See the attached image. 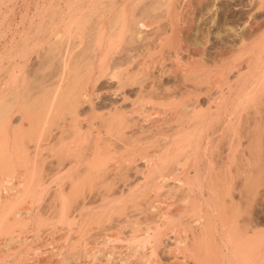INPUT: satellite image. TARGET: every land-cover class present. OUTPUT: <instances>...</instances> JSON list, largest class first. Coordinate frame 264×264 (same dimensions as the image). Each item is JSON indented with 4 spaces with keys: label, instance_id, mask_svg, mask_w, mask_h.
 <instances>
[{
    "label": "bare ground",
    "instance_id": "bare-ground-1",
    "mask_svg": "<svg viewBox=\"0 0 264 264\" xmlns=\"http://www.w3.org/2000/svg\"><path fill=\"white\" fill-rule=\"evenodd\" d=\"M173 1L174 0H172L170 4L171 6L174 4ZM190 1L191 0H184L183 2L182 0L183 5L181 2L180 6H176L177 8H174V6L171 7L172 9L174 8L175 10H178V12L176 11V16H172L175 19L174 22L176 23V27L183 26L182 24L185 23H182L183 20L185 21L184 12L186 8H189L188 4H190ZM257 2L261 9H263L264 0H257ZM58 4L60 6L62 5L60 0L58 1ZM138 4L136 3L135 5L139 7ZM165 4L167 5V2ZM255 4L253 3V5ZM157 5L154 6L155 9H157ZM170 5L168 7H170ZM65 6L67 8V11L60 16V20L61 22H63V30L65 31L69 39L71 38V36L75 37L76 34L88 30L89 25L91 23L94 24V22L92 21H95L97 25L101 24L103 18L105 19L106 17L105 14L108 15L109 13L107 12H110L111 9L113 11V7H115V5L113 6V3H111L110 1L107 2V4H104L103 0H70L65 3ZM126 6H122V8H126ZM130 6L133 5L130 4ZM141 6L142 5H140V7ZM145 6L144 8H142V10L145 9ZM134 7L132 11L136 12L138 8ZM140 7L139 10L141 11ZM168 7H166L167 11L169 10ZM122 8L120 9L123 10ZM120 9V12L118 13H122L124 10L126 12V9H124L122 12ZM132 11L131 14H133ZM144 11L146 13V10ZM187 11L186 13H188L190 10L188 12ZM127 12H129V10ZM142 12L140 13L142 14ZM252 12H250V14ZM125 14H118L120 18L119 16L115 18L113 22L115 27L112 30L109 29L111 30L109 32L105 31L104 25V27L101 26L99 30L96 28L99 34L96 39L95 47H92V45H90L89 47L87 46L88 49H90V66L87 73V79L85 78V80L87 82L90 81L89 79H91V76L94 75L95 71H97L98 76L108 75L111 78L116 79L117 90H115L114 94L116 95L117 93H119V95H121V99L125 97V92L122 90L123 87L126 86L125 84L128 85L131 82L130 85H133L135 83L134 85H137V87H135L137 92V95L135 94V96L137 98L135 97L136 99L131 101L130 111H145V109H147L146 107L149 106H145V109H143L144 103H150L152 102L151 100H153V109H156V111L153 112H158L159 115L154 113L153 118L150 117L151 121L153 119L152 123L150 122V120V123L146 125H141L140 123L135 122L134 119L136 118L134 117L136 115L133 117L128 116V114H130L129 111L124 112L125 109L123 111L122 107L115 106L114 103V107L112 106L113 108H111V110L109 108L110 111L106 112L105 115L103 114L104 116L102 115L101 117L99 116V118H97L98 121H96L95 125L97 126V128L94 126L97 130L96 132H94V134H92L93 131L91 128L95 124L93 119H91L93 117L87 119L85 117L83 118V116H80V118L79 112H77L76 110L77 105L81 104L79 94L80 96L81 94H83V96L87 98L88 101L82 96L85 99L83 100V102H89L88 104L90 105V107L93 103H91V101L89 100H92V96H90L89 98V94L85 89V92L83 91V88L81 89L82 91L80 89H76L80 84V88L82 87V82H85L83 80L84 78H80L79 85L75 86V84L78 83H75L73 85V87L69 90L70 93L69 91H66V95H68L69 93L68 96H70V101L66 103L67 105H65L64 100H69L68 98H66L68 96L64 97L63 100L58 99L59 103L63 102V105L54 106V104H58L56 103L58 101H56L55 97H53V94L52 97L53 99H55L54 102L52 101L53 99L51 100V102H49L50 105L46 102L47 107L42 108L43 111H39V116H37L38 114L36 113V118H32L34 116L32 111H29L30 114L32 113V115L27 112L30 107L27 109L23 108V103L25 101H23L22 103L21 101H18L17 98H14L16 101L15 105H12L13 109L9 107L7 108V105H10V103L12 102L11 100H13V98H10L11 96L8 95L10 94V92H8L9 87L7 86H11L9 84L15 78H9L8 81H5V88H3V86H0V264H140V261H142L141 264H143L144 262L148 264H160V262L158 263V261L156 260V255L158 249L164 242V239H166L164 237H166L165 235L168 233V231L173 234L172 238H174L175 245L181 248L184 259H191V262H193V264H264V224H260L258 222L243 223L241 222V220H239L240 218L238 216L240 210L237 206V200H235L234 202L229 193H222L226 192L228 188L226 191L223 189H219L220 186H223L222 183L224 182V178L217 173L221 174L222 172H229V169H226L228 165L222 166L225 167L222 168L219 161L220 159L218 160V164L220 163V165L215 163V158L217 155L216 149H214V151H209L208 153V150L211 148L210 139L217 132L219 121L222 118L224 119V123L221 122L223 123V132H221L227 135L228 138H230L229 140L224 136L229 140L230 143V147L228 148L229 150H231V152L228 154V157H231L229 158L231 161H229V164H231L230 162L234 160V157L238 153H235V151H237L235 147L240 144L238 140L239 136H245L249 138V141L247 140L249 144L247 145H250L251 148L252 146L253 148L255 147L254 149H250L248 146V150L245 152L246 154H248V156L245 155L246 158L243 159H240L241 156L238 157L240 160L238 166L236 165L237 167H235V171H237L238 173H243V179H247L246 181L248 182L243 183L244 185L247 184V186L245 187H248L249 191L251 192L253 190V182H255V180L259 181L257 180L258 178L261 180L264 177L263 174L262 176L260 175V173H264V160L262 156H260V154L262 153L260 151V146H262V143L260 144V142L261 138H263L264 136H262V132L264 131V28H261L262 26H264V21L256 22V20H254L255 22H253L251 20L253 23L250 22L251 24H248L249 35L246 34L247 37H245L246 35H244L243 39L240 37V40L242 39V43L247 41V39L252 43V47L248 46L249 50L246 51V49H244L246 52H249L244 54V56L246 57L243 59L246 65L248 63L247 68L250 69L248 70L250 72V75H245L246 77L249 76L250 85L247 84L248 82L246 81L247 83H245L249 86V88H246V84L241 86L240 83L241 88H246L245 90H242L246 92V94L245 92H243L245 94L244 97L242 96V92L238 94L239 90L237 88L239 87L235 88V90L237 89L238 91L237 95L235 93L234 97L238 98L241 95L245 99L243 100V102L237 104L235 102L236 98L234 99L232 97L235 90L233 92V89L231 88L232 92L230 91V93L233 94L231 96V99L229 100L233 101L234 99L235 103L234 105L232 104L233 106L230 104L232 107H229L228 110H224V108H227L226 103L228 104L229 102H231L228 100L230 96L227 95L225 88L228 86L227 88L229 89L230 87L238 85L233 84L234 86H231L230 84H227V82L225 83L227 77L225 78L224 75L226 73L223 75L224 68L222 69V71L221 68H217L219 65L217 61V65H212L213 67H210L209 64L204 60L203 61L206 62L208 66H204V64L201 65V62L197 63L198 59L197 61H195L196 57L194 58V55L196 53L191 55L195 52H192V50V53L190 52V54L187 50L188 54H186V58H183L181 55V52L184 50V46L181 43V41L183 42V39L181 40L178 37L173 38L172 36V38L164 37L158 39V52L156 51L155 54L157 56H150V58L153 57V60H144L145 62H141L139 64L137 63V66L139 68L137 67L138 69L136 70H130V68L127 67L130 66L128 64L132 65V60L130 62L128 61L130 59L126 60L125 63L122 64L118 63V61L112 62L114 61V59L110 61L111 58H113L114 54L121 56V54L123 55L125 53L124 55L126 56V58L129 54L131 55L130 52L134 49V47L129 48L132 46L126 44L134 40V33H137L139 35V33L143 31H141V29L150 24V26H152V24L155 27L159 26L156 21L157 19L155 20V15L157 16V14L153 15L154 13H149L148 15H146L147 17L145 20H142L143 18H141L140 20L133 19V16L129 14L132 17L131 21L129 20L131 17L127 14L126 16L129 17L128 19ZM143 16L144 15H139L138 17L140 18ZM107 20H109V18ZM159 21L158 23L160 24ZM172 23L173 22L171 20L170 24ZM94 26L96 27V25ZM162 27L164 26L162 25ZM90 29L91 28H89V30ZM172 31L173 30H171V33H174ZM169 32L170 30L168 31V36ZM65 33H63L64 35L61 36H65ZM104 35H106V41L103 47L101 42ZM48 36H52L55 39H58L60 37L59 29H51ZM48 39L49 37L46 38V41ZM59 39H62L63 41V37H60ZM60 40H57L59 41V45L63 44ZM207 40L209 41L208 38ZM63 42L64 44L61 47H65L64 51L62 50L64 52L63 56L65 57L66 55H70L69 53L71 52V49L69 50L68 46H71L72 43H69V41H66V39ZM65 42H68L69 45L67 43L66 46ZM134 42L136 43V41ZM137 42L139 43V41ZM241 42L239 41L238 45ZM147 45L149 44L147 43ZM246 45L245 47L247 48ZM154 46L153 48H156ZM149 47L151 46H148V49ZM240 47L241 46L237 47V50H239ZM121 48L124 51H120ZM202 48L205 47L202 46ZM202 48L198 50L199 52H196H198V54H204V49ZM88 49L85 48V51ZM241 49L243 51L242 47ZM82 51L85 52L84 50ZM163 51L164 54H167L166 59L169 58L171 61L170 68L168 69L167 67L165 68V66L162 65V62L165 58V56L162 54ZM170 51H172V53H170ZM153 52H155V50ZM72 53L73 52H71V54ZM77 53L80 54L79 51ZM157 53H159V56ZM21 55L22 57H27L26 50H24ZM98 56L99 58L97 59ZM133 56L131 55V58H133ZM139 56L140 55H138L137 58ZM59 57L61 58V56ZM233 58L234 57H232L231 59ZM169 59L167 61H169ZM66 60L68 59H62V67H65L66 69L63 68L65 70H67V68H69L71 65L68 64L71 62H66ZM213 60L210 61L215 62V60ZM220 62L222 61L220 60ZM234 62H232L231 65L237 66ZM237 62L240 61L238 60ZM4 66L5 65L0 62V69H3ZM217 69L219 70V72L221 71L223 73H219ZM240 71L242 70L240 69L239 72ZM167 72H170L175 78V80L173 79V81H175V86L173 88L169 84H165L163 81H161L162 75ZM145 73L151 75V79L147 81L146 84L145 82H141L134 77L135 75H144ZM237 74L236 76H238ZM246 77L244 79L248 80V78L246 79ZM90 82V84H92V81ZM238 82L235 83L238 84ZM84 84L87 83H83V87L87 89ZM224 84L227 85L225 88ZM12 87H14V85ZM212 88L214 90L213 92H210L212 91ZM79 90L80 92L78 93ZM13 92L15 95V91ZM200 92H202L203 94L204 92L208 93L206 97L207 104L206 106H203V108L198 98V93ZM7 95L9 97H7ZM63 95L65 96V94ZM126 98L128 97L126 96ZM147 98L152 99L148 100ZM32 99L28 100L26 103L32 101ZM227 100L229 102H227ZM39 102H41V100ZM63 106L66 109L65 112H68L70 110V115L69 113L68 115L66 114L67 116H69L66 123L63 120L65 118L63 115L65 114L62 113V117H59L61 115L57 114V111H55V109H61V107ZM31 110L33 109L31 108ZM36 110L38 111L39 108ZM148 110L146 113L149 112ZM16 111H19L20 115L18 114L19 116H17L16 118L17 122H14L16 120H13L12 117ZM127 112L129 113L127 114ZM54 113L58 115L57 118L56 116L54 117ZM125 113L127 114V116L125 115ZM149 116L150 115H148V117ZM54 118L56 120H53ZM54 121L55 127L59 126V132L57 130L56 133L58 135L53 137L52 133L50 141L49 131L51 130L52 132L50 124H53ZM144 121L146 123V118L144 119ZM13 122L15 123V125L13 124ZM134 128L136 130L132 131V129L134 130ZM259 132L261 133L258 134ZM56 133L54 134L56 135ZM239 133L241 134L239 135ZM156 135L160 136L156 137L154 140H151L148 145H139V142L142 139L155 137ZM53 138L55 140H53ZM115 139H117L116 141H121H118L119 146H117V148L110 147L113 140V143L115 144ZM29 141L34 142H31V144H35L38 153L39 151H41L39 147L47 149L48 152L49 150L54 151V153L52 154H54L53 156L57 161L58 169L56 170L58 174L61 173V168L66 166L65 174L63 173L57 176H53V178L51 179L53 182L58 180V183L61 182V184L53 191V198L51 202L48 203L46 201L48 205L45 206V212L41 210L39 206L36 207V205L37 203L39 204L41 202L42 197L43 195H45L44 193H46V190L49 188V184L51 182L50 181L46 183L45 176L47 173L43 172V165L41 164L42 160L47 157H45L44 155L45 158L43 157V159L41 158L42 160L37 162V160L39 159H34L33 150V155L28 150ZM234 143L236 144V146ZM152 146L153 151L151 153H147L146 148ZM233 147L235 151H233ZM89 148H92L91 150H93L92 152L94 153L96 158H94V155L92 153L91 155L94 159L91 157V160H96L97 163H94L93 160L92 161L94 164H92L90 160H88L89 162L84 161L86 159L85 156L89 151ZM238 151H240V149H238ZM240 152L242 153V150ZM37 154L35 155V157L37 156ZM116 154L119 155V157H121L124 162H126L127 168L134 167L133 169H135V171L137 167L134 164L136 157L138 156L137 158L143 159L144 164L143 166L141 165L143 169L141 168L142 171L139 168L138 169L141 173H143L142 178H144V190H146V188H150V190H154L156 192L160 188L164 187L163 182L164 180H166V178H175L176 182H174V184L170 188H167V192L179 194L178 200L180 203L177 202L179 205L170 210H161L160 207V211L158 212L160 216V219L158 217V220H160L159 222H155L153 224V219H150L148 223H146L145 225H141L142 219L149 220V218H152L153 215L150 214V210L148 212V209L150 208V204H152L153 201H151L152 203H150V199L144 200V197L143 199H141L142 197L140 198V195H137L141 192V189H143L142 187H135L136 189H131V192L129 191L126 194H123V192L120 196H113V193V195L110 194V196L109 194L108 196L103 195L101 193L102 189L105 188V190L109 191L112 182L109 184L107 182L105 184L107 185L106 187H103L101 185V192H97L98 194L100 193L99 195L102 194L99 197L100 204L97 208H92L90 206L92 205V202L88 205V203L84 201L86 192L90 191V189L99 182H101L100 184L105 183L104 180L106 179H104L102 183L101 172L106 171L104 169H108V166L106 168L103 165L107 163L106 159L112 160L114 159ZM119 157L117 158L119 159ZM221 159H223V157ZM64 160H68V162L66 161V165L60 168L59 166L60 164H63ZM117 162L121 163L120 161ZM204 162L205 164H202ZM226 163H228V161ZM114 166H112L113 169H116V167L114 168ZM47 167L48 166H46V168ZM177 173L181 174L180 177H177ZM191 173L192 175H190ZM255 173H259L258 176L255 175ZM119 176L121 178H117L122 179V181L123 179L124 181H126V179L129 177L128 175L123 174V172L122 174L120 173ZM219 176L223 179V182L222 179L220 180ZM255 176L258 178L256 179ZM139 177H141V175ZM109 178L112 179L113 177L111 178L110 176ZM131 182L134 181L132 180ZM135 182H137V180H135ZM98 185L97 187H99ZM127 188L130 189L129 185ZM143 192L146 194L145 191ZM245 193L246 192H244V194ZM162 194H165V191H163ZM224 195L229 197L226 199ZM222 197H224L225 203L227 202L226 204H224V199H222ZM240 197L241 198L238 199H242L243 196ZM244 199H246V197ZM155 200L156 199L154 198V202ZM155 206L157 207L158 205ZM141 213L142 218L141 216H139ZM149 214L150 216H146ZM245 216L247 217V215ZM106 224H108V227L106 226V229H112L116 232L112 235H108L107 237H102V234L100 233L98 234L100 236L94 238V234L90 233V231L95 228H100L101 226ZM60 226H62V228L64 226L66 229L65 234L63 233L64 236L62 234V237L59 238L53 236L55 239L53 237L51 239H48L47 237L43 238L45 236H41L43 230L53 231V229ZM142 227H144L143 232H141V230H143ZM104 228L105 226H103V229ZM125 228H127L128 234L124 232ZM55 231L56 230H54V232ZM27 233H32V235L26 236ZM73 233H75L76 236L75 234L74 236H71ZM116 242H120V244ZM145 244H147L146 247L148 246V250H140L141 247L143 248ZM172 249L173 248H171V250ZM166 251L168 250L166 249ZM81 257L86 258V260H82ZM77 258H81L82 261L80 259L77 261ZM181 261L183 262L182 259Z\"/></svg>",
    "mask_w": 264,
    "mask_h": 264
},
{
    "label": "rangeland",
    "instance_id": "rangeland-1",
    "mask_svg": "<svg viewBox=\"0 0 264 264\" xmlns=\"http://www.w3.org/2000/svg\"><path fill=\"white\" fill-rule=\"evenodd\" d=\"M58 1L59 0H0V62L3 65L6 66V67L4 66L3 69H0V86H3V88H5L6 87L5 86V83H6L5 81H8L9 78H11V79L15 78V79H13L14 81L12 80L13 83L11 82L12 84L11 83L9 84L11 86H7V87H9V91L8 92H10V94H8V93L7 94L9 96H11L10 98H13V100H14V102H13V100H11L13 103L11 102L10 105H7V108L8 107L9 108H12V105L13 104L15 105V101H16L14 98H17L18 101H21L22 103H23V101H25L23 103V108L24 109H27V108L30 107L28 109V111L27 110L26 111L27 112H29V111L31 112L32 111L33 112V115H34L32 118H36V113L38 114L37 116H39V111H43L42 108L47 107V103L50 105L49 102H51V100L53 99V97H55L56 101H58V102L55 101L58 104L52 103V104H54V106L55 105H63V102L62 103H59V100H63L64 97L68 96L69 93H70L69 90L73 87V85L75 83H78V84H75V86L76 85H79L80 78H84L83 80L85 82H82V87L80 88V85H81L80 84L78 86L79 88L77 87L76 89L77 90L78 89L81 90L83 88V91L84 92H85V90H86V92H88L89 98H90V96H92L91 97L92 100L91 99H89V100L91 101V103L93 102L92 103L93 106L91 105V107L93 108V110L90 107V105L88 104L89 102H86V101L83 102V100H85V99L87 100V98L84 97L83 94H81V96L79 94V99H80V103L81 104H79V103H78L79 105L76 104L77 105L76 110H77V112H79V117L80 116H83V118L85 117L87 119L88 118L90 119L91 117H93L91 119H93V121L95 122V124L91 128L92 131H93L92 134H94V132H96V130H97V129H95V127L97 128V126H95L96 125V121H98L97 118H99V116L101 117L103 114L105 115L106 112L110 111L111 108L114 107V103H115V106L122 107V110L123 111L125 109L124 112L129 111L130 114H128L129 112H127L128 116L133 117V116L136 115L137 117L136 116L134 117L136 119L133 118L135 120V122L140 123L141 125H146V124H149L150 122L152 123L153 122V119L151 121V118H153L154 113L157 114V115H159L158 112H153V111H156V109H153V103H152L153 100H151L152 102H150V103H144L143 109H145V106H149V107H146L147 109H145V111H142V112L141 111H132V112L130 111L131 110V101L132 100H135L137 98L135 96V94L137 95L136 88H135V87H137V85H134L135 83L134 84L132 83L133 85H130L131 84V82H130L128 84L130 86H128L127 84H125L126 86H124L123 89H122L125 92L124 93V96H125L124 98H126V96H127L129 99L128 98H126V99L122 98L121 99V95H119V93H117L116 95L114 94L115 90H117V87H116L117 86L116 79L111 78L108 75H106V76H98L97 75V71H95L94 75H92L91 76V79H89L90 81H92V84L94 83L93 84L94 86L92 84H90L91 83L90 81L87 82L85 80V78L87 79V73H88V69H89V66H90L89 65V61H90V59H89L90 52L89 51H90V49H88V47L90 45H92V47H95L96 39H97V36L99 34L97 32V29L99 30V28H101V26L104 25L106 32L111 31L115 27V25L113 24L115 18H117L122 13L125 14L128 10H129V12H127L125 14V16L127 14H128V16H130L129 14H131V11L133 10V7L134 6L136 8H138V9H137V11L135 10L136 12H133L132 11L133 14H131V15L133 16V19L140 20L141 18H143L142 20H145L146 17H147L146 15H148L149 13L150 14H153L154 13L153 15L157 14V16L155 15V20L157 19L156 21H157V24L159 26H156L155 27V26H153V24H152V26H150L151 25L150 24V25H147L148 27L147 26L143 27V29H141V31L143 30L144 32L142 31L141 33H139V35L137 33H134V36L135 37H133L134 40L131 41L132 43L130 42V43L126 44V45H129V46H132V47H129V48H133L134 47L135 50L133 49L130 52L132 56L134 55L133 58H131V55L129 53L128 54L130 56L128 55L129 57L127 56V58L124 55L125 53L123 54L124 56L122 54H121V56L120 55L118 56V55L114 54L113 58H111L110 61H112L114 59V61H112V62H117L118 61V63H121L122 64V63H125L126 60L130 59L128 61L130 62L132 60V65L131 64H128L131 67L130 66H127V67H129L130 70H136V69L139 68L137 66L139 63L145 62L147 60L148 61L151 60L153 57L150 58V56H154L156 54V51L158 50V48H157L158 47V41H157L158 39L164 38V37L165 38H167V37L170 38L171 36L173 38L174 37H178L181 40L183 39V42L181 41V43L184 46V50L181 52V55H182L183 58H186V54H188L187 50L189 51V54H190V52L192 50V52H194V51L195 52L194 53L191 52L192 53L191 55H193V54L196 53L195 54L196 56L194 55V58L196 57L195 58L196 60L195 59H191V60L197 61V59H198L197 63H200L201 62V65L204 64V66L205 65L208 66V64H209L210 67H213V66H216L217 65V63H216V61H217L219 63V65H218L217 68L218 69L221 68V71H222L223 68L224 69L225 68L226 69L229 68L230 70L229 69L228 70H226V69L224 70L223 69V72L224 73L221 72V71L219 72V70L217 69L218 72L219 73H223V75L226 73L224 75L225 78L227 77V80H225V83L227 82V84H230L231 86L238 85V86L230 87L228 89L227 88L228 86L224 84V88L227 86L226 87L227 89L225 88V91L227 92V95L230 96L228 98V100L231 99V96L233 94V93H230V91L232 92L231 88L233 89V92H234V90H235L236 87H239V88H237L239 91L236 89L235 92H234V94H233V96H232L234 99L236 98L235 99L236 104L237 103H241V102H243V100H245L243 97L246 94V92L245 91H242V90L243 89L245 90L246 88H249V86L247 84L250 85V83H249V81H250L249 79L250 78H249V76L248 77H246V76L247 75H250L249 74L250 72L248 71L250 69L247 68L248 63L246 65L245 62L243 61V59L246 57V56H244V54H246V53L249 52V51L246 52L247 50H249L248 46H251L252 47V43L249 42L248 39H247V41L249 42V44H248L247 41H245L244 43H242L241 40L244 38V35L248 34V24H251L250 22H252V21L255 22L254 20H256V22L257 21L258 22L259 21L260 22L261 21H264V8L261 9V7L259 6L257 0L256 1L254 0L256 2V4H255V2L253 0H191L189 2L190 4H188V7L189 8H186V10L184 12V19H185V21L183 20L182 23H184V22L185 23L184 24L181 23L183 26H178V27L175 26V24H176L174 22L175 19L173 18V17L176 16L175 14L178 12V10L177 9L175 10L174 8H177L178 6H180L181 5L180 3L182 2V0H174L173 1L174 4L172 5V6H174L173 9L171 8L172 6L170 5L171 2H172V0H158V1L157 0H146V1L145 0L144 1L143 0H137V1L136 0H115V1L114 0H109L111 3H113V6L115 5V7H113L114 8L113 11L111 9L110 12H112V13L107 12L110 15L109 14L108 15L105 14L106 17H105V19L103 18L101 24H99L100 26L97 25L95 21H92V22H94V24L91 23L89 25V28H91L90 30L88 28V30H86L85 32L76 34L75 37L74 36H71L70 39L66 35L65 31L63 30L64 29L63 22H61V20H60V16L67 11V8L65 6V3H67L70 0H60L61 3H62L61 6L58 4ZM109 1L108 0H105V2H104V0H103V3L104 4H107V2H109ZM134 1L137 4L140 3V4H138L139 7H140V5H142L140 7L141 11L139 10V7H137L135 5L136 3ZM140 1H142L143 3L140 2ZM156 1H157V3H156ZM164 2L165 3L167 2V5ZM183 2H184V0H183ZM183 2H182V5H183ZM175 3H176V5H175ZM201 3H202V5H201ZM251 3H252V5H251ZM253 3L255 5H253ZM130 4L133 5V6H130ZM154 4L155 5L158 4L157 7H156L157 9L154 8V6H155ZM50 5H51V7H50ZM143 5L144 6L146 5V6H145V9L142 10V8H144ZM152 5H153V7H152ZM169 5H170V7H168ZM122 6L123 7L126 6V8L127 7L128 8L127 9L126 8H122ZM255 6L258 8V10H257V8ZM166 7H168V9H169L168 11H167ZM120 8H122L123 10L126 9V12H125V10L123 11ZM119 9L121 10V12L122 11L123 12L122 13H118V12H120ZM259 9H261V10H259ZM144 10H146V13L148 11V13L146 14ZM157 10H159V11H157ZM187 10L188 11L190 10V11L188 12ZM142 11H144V12H142ZM166 11L167 12H170V13H167ZM186 11L188 13H186ZM140 12H142V14ZM250 12H252V13L250 14ZM135 14L136 15L138 14V15L136 16ZM139 15L140 16L141 15H144L145 17L143 16V17H140L139 18L138 17ZM249 15H250V17H249ZM128 16H126V17L129 19ZM108 18H109V20H107ZM119 18H120V16H119ZM153 18H154V16H153ZM131 19H132V17L129 20L131 21ZM259 19H262V20H259ZM171 20L174 23V25H173V23L170 24L171 23ZM158 21L160 22L161 25L158 23ZM94 25H96V27ZM162 25L164 27H162ZM91 26L92 27L94 26V27L92 28ZM165 27H166V30H165ZM190 27H192V28H190ZM55 28L56 29H59V31H60V37L61 38L63 37V41H65V39H66V41H69V43H72L71 46H68L69 47L68 49L69 50L71 49L70 51L73 52L72 54L69 51L70 52L69 53L70 55H66L64 57L63 56V53H64L63 51H64L65 47H61L64 44V42L62 41V39L60 40L59 39L60 37L58 39H55L52 36H48L50 30L51 29H55ZM175 28L176 29H179V30H176ZM180 28H181V30H180ZM261 28L263 29L264 26H262ZM109 29H111V30H109ZM149 30H151V31H149ZM169 30H170V32H169V36H168V31ZM171 30H173L172 32H174V33H171ZM63 33H65V36H61V35H64ZM140 34H141L142 37L140 36ZM48 37H49V39L46 41V38H48ZM240 37L242 38L241 40H240ZM245 37H247V35ZM207 38L209 39V41L207 40ZM73 39H74V42H73ZM148 39H149V41H148ZM57 40L62 41L63 44L59 45L58 44L59 41H57ZM105 41H106V35H104V37L102 39V42H101V44H102L103 47H104ZM134 41H136V43ZM137 41H139V43ZM239 41L241 43L238 45V42ZM67 43L68 42H65V45ZM69 43H68V45H69ZM147 43L149 45H147ZM186 43H189V44H186ZM245 45L247 46V48L245 47ZM148 46H151V47H149V49H148ZM153 46L156 47V48H153ZM202 46L205 47V48H202ZM235 46H236V48H235ZM239 46H241L243 48V51H242L241 47L239 48L240 51L237 50L238 49L237 47H239ZM143 47H144V49H143ZM232 47H234V48H232ZM251 47H250V50H251ZM85 48L88 49V50L85 51ZM201 48L204 49V51H203L204 54H201L200 53L201 54L200 55V54H198V52H199L198 50L201 49ZM185 49H186V52L187 53L185 52ZM226 49H227V52H226ZM244 49H246V51ZM24 50H26V52H27V55L26 56L28 58L25 57V56L22 57L21 53H23ZM73 50H75V51H73ZM77 50L80 52V54L77 53L78 52ZM82 50H84L85 52H83ZM122 50L123 49L121 48L120 51H122ZM154 50H155V52H153ZM196 51H198V52H196ZM56 52H57V54H56ZM170 53H172V51H170ZM118 54H120V53H118ZM157 54L159 56V53H157ZM162 54L165 56V58H164V60L162 62V65H164L165 68L167 67V69H168V68H170L171 61H170L169 58L166 59L167 54L166 53L164 54V51H163ZM222 54H223V56H222ZM138 55H140L138 57L139 59L137 58ZM59 56H61V58ZM155 56H157V55H155ZM200 56H202L204 58H202ZM207 56H209V57H207ZM75 57H76V59H75ZM120 57H121V59H120ZM232 57H234V58L231 59ZM66 58L68 59V60H66V62H69V61L71 62V63H68V64H71V65H70L69 68H67V70H65L66 69L65 67H62V65H63L62 64V59H66ZM98 58H99V56L97 57V59ZM134 58H135V60H134ZM240 58H242V59H240ZM168 59H169V61H167ZM213 59L215 60V62H211ZM203 60L206 61L208 64H206V62H204ZM220 60L222 62H220ZM238 60L240 62H237ZM8 61H10V62H8ZM234 61H236V62H234ZM7 62H8V64H7ZM112 62H110V63H112ZM229 62H231V63H229ZM232 62H234L237 66H234V65L232 66L231 65ZM214 63H215V65H214ZM228 63H229V65H228ZM222 64L223 65L225 64L227 67L225 65H224L225 66L224 67ZM228 66H230L231 68L228 67ZM239 66H241V67H239ZM235 67H237V68H235ZM238 67H239V69H238ZM63 68H65V69H63ZM240 69L242 71L239 72ZM62 70H64V71H62ZM237 72H238V74H237ZM167 73H165V74L162 75V77H161L162 80L161 81H163L165 84L166 83L169 84L173 88L175 86V81H173V79L175 80V78L172 76V74L170 72H167ZM231 73H232V75H231ZM241 73H242L243 76L241 75ZM244 73H246V74H244ZM236 74L238 76H236ZM233 76L235 77V79H234ZM240 76L243 77V78H241ZM244 76L246 77V79L248 78V80H245L244 79L245 78ZM134 77L137 78L141 82L142 81L145 82V84L147 83V81H149L151 79V75L148 74V73H145L144 75H141V74L135 75ZM76 78H78V79H76ZM239 78H240L241 81L239 80ZM83 80H81V81H83ZM232 80L233 81L235 80L234 83H233ZM229 82H231V83H229ZM235 82L236 83L238 82V84H236ZM83 83H87V84H84L85 87H87V89L83 87ZM173 83H174V85H173ZM240 83H241V86L246 84L247 85V86L245 85L246 88L245 87L241 88ZM13 85H14V87H12ZM133 86H134L135 89L133 88ZM10 89H12V90H10ZM80 90L78 91V93L80 92ZM213 90L214 89L212 88V91H210V92H213ZM13 91H15V95H14V92ZM66 91L67 92L69 91L68 95H66L67 94ZM237 91H238V94H240V92H242V93L245 92V94L244 93L242 94L243 97L241 95L238 98L237 97H234L235 96V93L237 95ZM91 92H93V93H91ZM228 92H229V94H228ZM53 94H54V96H53ZM63 94H65V96ZM204 94L202 92L198 93L199 102L201 103L202 108H203V106H206V104H207L206 97H207V94L208 93L207 92L206 93L204 92ZM8 95H7V97H9ZM202 96H203V98H202ZM69 97L70 96L66 97L69 100H67V99L64 100L65 105H67L66 103L68 101H70V98ZM81 98H82V100H81ZM31 99H32V101L26 103L28 100H31ZM55 99H53L52 101L54 102ZM145 99H144V101H145ZM150 99H152V98H150ZM150 99H148V100H150ZM234 99H233V101L232 100H229L232 103L227 100V102H229V103L228 104L226 103V105H227L226 107L227 108H224V110L225 109L228 110L229 107H232L234 105V103H235L234 102ZM38 100L39 101L41 100V102H39ZM205 100H206V102H205ZM147 102H149V101H147ZM145 104H147V105H145ZM230 104L231 105L233 104V105L231 106ZM228 105H230V106H228ZM39 106H41V107H39ZM31 108L33 110H31ZM38 108H39V110L37 111L36 109H38ZM109 108H110V110H109ZM65 110L66 109L64 108V106L61 107V109H59V108H57V110L55 109V111H57L56 112L57 114H60V115L62 113L65 114V115H63V114L62 115L65 117L63 120L66 123L68 121V117H69V116H67L68 113L70 115V110L68 112L66 111L67 113L65 112ZM147 110L149 111L148 113H146ZM55 111H53V112H55ZM60 111H62V112H60ZM93 111L96 112V113H94ZM30 112H29V114H30ZM56 113H54V117L56 116V118H57L58 115ZM18 114L20 115V112L19 111L18 112L16 111L13 114L12 119L13 120H16L17 116H19ZM127 114L125 113L126 116H127ZM30 115H32V113ZM62 115L59 116V117H62ZM148 115H150V116L148 117ZM94 117H95V119H94ZM144 117L147 120L146 123L144 121V119H145ZM53 120H56V119L54 118ZM61 120H62V118H61ZM61 120H60V123H61ZM149 120H150V122H149ZM14 122H17V120L14 121ZM14 122H13V124L15 125ZM221 122L224 123V119H222V118L220 119L219 124H218V130L214 134V136L210 139V141H211V148L208 150V153H209V151H214V149H216L217 155H216V158L214 157L216 159L215 160L216 161L215 163L218 164V162L220 161L221 167L228 165L226 169H229V172H226V173H223L222 172L221 174L220 173H217L218 175H221V177L223 176V178H224V182H223V179L219 176L220 180L222 179V182H223L222 183L223 186L222 187L220 186L219 189H223V190L226 191L227 188H228V190H227L228 192L226 191V192H222V193L223 194L229 193L230 197L233 198V201L234 202H235V200H237L236 201L237 202V206L239 207V210H240L239 211V216H238L240 219L239 218L238 219L241 220V222H243V223H247V222L248 223L249 222H258L260 224H264V185H263L264 184V177L260 180L258 177L255 176L256 179L258 178L257 180H259V181H256L255 180V182H253L254 183V185H252L253 190L250 192L249 191V188L248 187H245V186H247V184L246 185L243 184L244 182L245 183L248 182V181H246L247 179L246 180H245V178L243 179V173H238L237 171H235V167L238 166L239 160L240 159H243V158H246V156H248V154L245 153L248 150V146H249L250 149H254L255 147L253 148V146H252V148H251L250 145H247V144H249V142H248L249 141L248 140L249 138H247L245 136H243V137L242 136H239V138L242 137L240 139L238 138V140L240 142V144H238L239 146L238 145L236 146V144L234 143L235 146H236L235 149H237V151H235V149L233 147V151H235V153H237V152L238 153L234 157V160L232 162H230L231 164H229V161H231L229 159L231 157H228V154L231 152V150H229V148H228V147H230L229 146V144H230L229 143L230 138H228L227 135H225L224 133H222L223 132L222 131V128H223L222 125H223V123H221ZM50 125H51L52 132H51V130L49 131V133H50L49 139L51 141V135H52V133H53L52 137L58 135L56 132H57V130L59 132V126L55 127V121H54L53 124H50ZM135 130H136L135 128H134V130L132 129V131H135ZM54 133H56V135ZM260 133L261 132H259L258 134H260ZM263 133H264V131L262 132V136L264 135ZM240 134L241 133H239V135ZM158 136H160V135H156L155 137H150V138H144V139H142L139 142V145H148L151 140H154ZM224 136L227 137L229 140L227 138H225ZM53 140H55V139L53 138ZM116 140L117 139H115V141ZM118 141L121 142L120 140H118ZM118 141H116L115 144H114L113 143L114 140H113L112 143H111V145H110V147L117 148V146H119V142ZM31 142L34 143L33 141H29L28 142V150H29L30 153H32V150H33L34 159H36V160H37V158L39 159V160H37V162L40 161V160H42L43 157H44V155H45V157H47V158L44 157L45 159L42 160V163L41 162L40 163L43 165V172H45V173L48 174V175L46 174V176H45L46 183H48L50 181L52 182V183L50 182L49 188L47 187L48 189L46 190V193H44L45 195H43L41 202L39 204L37 203V205L35 203L36 207L39 206L40 209L44 211V210H46L45 209L46 208L45 206H47L48 203H50L51 200H52V198H53V196H52L53 195V191L56 189V187L58 188L60 186V184H61V182L58 183V180L53 182L51 179L53 178V176H57V175L63 174V173L65 174V168H66V166H64V165H66V163L68 162V160H64L63 161V164H60V166H59L60 168L62 166H64V167L61 168V173L58 174L57 173V170H56V169H58L57 168V166H58L57 165V161H56V158L53 156L54 154H52V153H54V151L53 150L52 151L49 150V152H50L49 153L47 149H44L42 147H39V149L41 151H39V153H38V150H37L35 144H31ZM52 143H53V141H52ZM260 144L262 145V146H260L261 149L259 147L258 148L262 152L260 154V156H262V158L264 160V155H263L264 154V136H263V138H261ZM91 149L92 148H89V151L90 152L89 151L87 152V154L85 156L86 159L84 158L85 159L84 161L90 160V162L92 164H94L95 162L97 163V161L96 160H93L95 158V155L92 152L93 150H91ZM238 149H240V151L242 150V153L240 151H238ZM152 151H153V146L146 148V152L147 153H151ZM33 153H32V155H33ZM92 153L94 155V158L91 155ZM36 154H37V156L35 157ZM30 156H31V154H30ZM91 157L93 158L92 160L94 161V163L91 160ZM117 157H119V155L116 154L115 157H114V159H112V160L106 159V162L107 163L105 165H103L106 168L108 166V169H104V170H106V171H103L104 174H103V172H101L102 173V176H103V178L101 176V180H102V183H103V180L104 179H106L107 181L104 180L105 183H103V184H100L101 182H99L98 183L99 185L98 184L94 185L90 189V191H87L86 194H85V200L84 201H86V203H88V205L92 202V205H90L92 208H97L98 207V205L100 204L99 197L102 194L103 195H107V196H108V194H109V196H110V194L111 195L114 194L113 196H120L121 193H123V192H124L123 194H126L131 189H136L135 187H138V188H141V187L143 188L144 187L143 186V184H144L143 183L144 178H142L143 177V173H141L139 171V169L141 171L143 169V167H142L143 164H144L143 159L137 158L138 156L136 157L134 164L137 167H136V171H135V169H133L134 167H132V168L131 167H128L127 168L126 162H124V160H122L121 157H119V159ZM222 157H223V159H221ZM238 157H240V159ZM236 158H238V159H236ZM116 159H118V160H116ZM235 160H236V162H235ZM115 161H116V163H115ZM117 161H120L121 163H118ZM227 161H228V163H226ZM220 163L218 165H220ZM202 164H205V162L202 163ZM109 165H111V166H109ZM114 165H118V166H114ZM46 166H48V167L46 168ZM112 166H114V168L116 167V169H113ZM121 166H123V167H121ZM222 168H225V167H222ZM122 172H123V174L129 176L128 178L126 176V178H127L126 181H124V179H123V181H122V179H120L121 177L119 176V174L120 173L122 174ZM54 173H56V174H54ZM139 174L141 175V177H139L140 176ZM258 174L259 173H255V175H257V176H258ZM262 174L264 176V173H260L261 176H262ZM177 175H178L177 177H180L181 174L177 173ZM190 175H192V173ZM110 176H111V178L112 177L113 178L110 179L109 178ZM117 177H120L119 178L120 180ZM111 180H113V181H111ZM132 180L134 182H131ZM135 180H137V182H135ZM55 182H57L58 184L55 183ZM63 182H66V181H63ZM107 182H108V184L112 182L109 191L108 190H105V188H104V189H102V192H101L100 190H101L102 186L103 187H106L107 185H105V184ZM174 182H176V179L175 178L173 179L172 177H169L168 179L166 178V180H164V182H163L164 187L163 188H160L158 191L155 192L154 190H150V188H148V189L146 188V190H144L145 188H143V189H141V192L139 194H137L138 196L140 195V198L142 197L141 199H143V197L145 198L144 200H149L150 199L149 200L150 203H152L151 201H153V203L150 204L151 206L152 205L153 206L152 207L150 206V208L148 209V212L150 210V214H152L153 216H152V218H149V220L142 219L141 220L142 221L141 225H145L146 223H148L150 221V219H153V224L155 222H159L160 220H158V217L160 219V216H159V213L158 212L160 211L159 210L160 207H161V210H165V209L170 210V209L175 208V206L179 205L178 204V203H180L179 200H178L179 194H173V193L167 192V188H170L174 184ZM165 183H167V184H165ZM56 184H57V186H56ZM224 184H225V186H224ZM261 184H262V186H261ZM97 185L99 187H97ZM128 185H129V188L130 189L127 188ZM139 185H142V186H139ZM94 187H96V188H94ZM96 189H97V191H96ZM103 190H105V191H103ZM142 190L145 191L146 194ZM99 191L102 193L101 195H99L100 193L99 194L97 193ZM153 191H154V193H153ZM163 191H165V194H162ZM253 191H255L256 193L253 192ZM103 192L104 193L106 192V193L104 194ZM244 192H246V193L244 194ZM223 194H222V196H223ZM154 195H155V197H154ZM240 196H243L242 199H238V198H241ZM244 196L246 197V199H244L245 198ZM168 197H169V199H168ZM224 197L227 199L229 196H225L224 195ZM224 197H222V199H224ZM236 197H237V199H236ZM154 198L156 199L155 202H154ZM93 202H94V204H93ZM226 203H225V199H224V204H226ZM155 205H158V206L156 207ZM163 205H165V206H163ZM165 207H167V208H165ZM150 214L149 215H146V216H150ZM245 215H247V217ZM139 216H141V218H142V213ZM247 218H248V220H247ZM103 226H105L104 229H103ZM103 226H101L102 228L101 227L100 228H95V229H93V230L90 231V233H93L94 234V236H93L94 238L100 236V235H98L100 233L102 234L101 235L102 237H104V236L107 237L108 235H112V234H114L116 232L115 230H112V229H110V230L109 229H106L108 227V224L103 225ZM57 228L53 229V231L43 230L42 231L43 233L41 232L42 233L41 236H45L43 238H46L47 237L48 239H51L53 236L54 237H57V238L62 237L63 233L65 234V230H66L65 227L63 226V228H62V226H60V227H57ZM142 229L143 230H141V232L144 231V227H142ZM54 230H56V231L54 232ZM124 230H125L124 232L126 234H128L127 228H125ZM94 231H95V233H94ZM74 234L75 233H73L71 236H74ZM31 235H32V233H27L26 236H31ZM75 236H76V234H75ZM165 236L166 237H164V238H166V239H164V242L162 243L163 246L161 245L162 247L160 246V248L157 251V255H156L157 256L156 257L157 259L156 260L158 261V263L160 262V264H193V262H191L192 261L191 259H189V258H186V260L184 259V255L182 254L181 248L178 247L177 245H175L174 238H172L173 237V234L168 231V233ZM116 243H119L120 244V242H116ZM146 245L147 244H145L143 246V248L141 247L140 250H142V251L148 250V246L146 247ZM163 247H164V250H163ZM170 247L173 248V249L171 250ZM166 249L168 251H166ZM161 250H162V253H161ZM81 258H82V260H86V258H84V257H81ZM81 258H77V261L79 259L81 260ZM177 258H179V259H177ZM181 259L183 260L184 263L181 261ZM144 261H145V259H144ZM140 262L142 263V261H140ZM145 264H148V263H145Z\"/></svg>",
    "mask_w": 264,
    "mask_h": 264
}]
</instances>
